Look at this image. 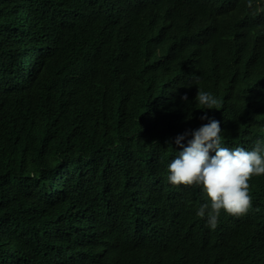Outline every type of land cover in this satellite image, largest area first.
Wrapping results in <instances>:
<instances>
[{
	"label": "trees",
	"instance_id": "1",
	"mask_svg": "<svg viewBox=\"0 0 264 264\" xmlns=\"http://www.w3.org/2000/svg\"><path fill=\"white\" fill-rule=\"evenodd\" d=\"M205 114L222 141L262 136L252 0H0V264H260L264 174L215 229L202 192L167 179Z\"/></svg>",
	"mask_w": 264,
	"mask_h": 264
},
{
	"label": "clouds",
	"instance_id": "2",
	"mask_svg": "<svg viewBox=\"0 0 264 264\" xmlns=\"http://www.w3.org/2000/svg\"><path fill=\"white\" fill-rule=\"evenodd\" d=\"M253 4L264 9V0H252ZM251 7V2L249 3ZM230 9V14L228 12ZM237 9L231 1L227 3L226 24ZM212 24H220L219 13L210 9L207 14ZM208 24L209 30L216 33ZM182 99L187 100V96ZM196 99L203 109H217L219 100L210 92L197 93ZM208 123L198 129L178 135L175 144L182 148L167 168V179L172 185L194 186L202 192L205 204L197 215L204 226L215 229L218 217L223 212L240 216L251 206L248 193L253 176L264 174V124L261 126L262 136L252 144L222 141L220 122L202 115ZM181 141L182 144H181ZM256 262L264 264V249H259ZM228 256L224 261H228Z\"/></svg>",
	"mask_w": 264,
	"mask_h": 264
}]
</instances>
